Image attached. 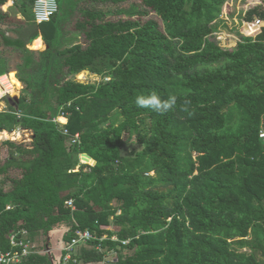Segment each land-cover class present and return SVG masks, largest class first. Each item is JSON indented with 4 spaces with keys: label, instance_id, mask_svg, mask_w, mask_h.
Segmentation results:
<instances>
[{
    "label": "trees",
    "instance_id": "obj_1",
    "mask_svg": "<svg viewBox=\"0 0 264 264\" xmlns=\"http://www.w3.org/2000/svg\"><path fill=\"white\" fill-rule=\"evenodd\" d=\"M35 1L0 0L1 24L32 28L26 39L0 29V44L21 50L34 69L32 77L17 70L27 91L0 111V131L21 127L33 137L3 143L0 250L26 229L38 251L21 264H55L49 234L64 226L66 242L77 228L94 235L68 264L99 262L108 251L117 252L115 264H264V26L224 48L214 29L233 0H58L41 24ZM249 3L239 23L264 19V4ZM100 5L117 6L121 17ZM69 34L84 43L60 49ZM40 36L47 48L35 68L27 44ZM7 61L0 50V75ZM86 70L110 80H75ZM152 92L176 95L177 107L159 114L136 106ZM185 100L194 115L180 111ZM61 109L67 124L53 120ZM133 140L142 149L125 152ZM81 153L96 163L73 171Z\"/></svg>",
    "mask_w": 264,
    "mask_h": 264
},
{
    "label": "built area",
    "instance_id": "obj_2",
    "mask_svg": "<svg viewBox=\"0 0 264 264\" xmlns=\"http://www.w3.org/2000/svg\"><path fill=\"white\" fill-rule=\"evenodd\" d=\"M234 1V0H233ZM232 1V3H233ZM58 0H36L34 4V16L35 22L37 24H41L44 22H48L51 18L58 12ZM226 14L225 16H227ZM224 15L222 17H225ZM239 23V22H238ZM264 26V19L257 18L253 22H243L239 23V27H237V32L244 36L255 35L262 30ZM223 31V30H222ZM217 32L220 35H223L224 32ZM228 36H234L236 45L241 40V37L234 34H227ZM219 39L224 38L223 36L218 37ZM220 43V42H219ZM225 44V45H224ZM224 46H229L228 43H224ZM220 45H222L220 43ZM222 45V46H223ZM18 78L17 71H14V76H12V71H8L0 75V111H8L9 110V97L19 96L22 92L21 88H16V85L13 82V79ZM75 80L83 83H104L110 80L108 76H99L95 73H92L88 70L84 72H80L76 75ZM21 82V81H20ZM13 92H16L14 95ZM4 98H7V102L5 103ZM17 114L20 116L19 112ZM64 118V120H62ZM56 122H60L62 124H67L68 117L64 110L61 109L60 113L56 118L53 119ZM65 133L68 134V130H65ZM259 137L264 143V115L261 119V127L259 131ZM14 141L18 143H29L33 140L32 132L27 129H23L21 127H17L13 131L2 130L0 131V156L4 157L5 152L3 148V143L5 141ZM79 140V133L74 135L73 141L76 142ZM94 159L91 156H88L86 153L80 154V164L73 169V171H78L80 169L81 164H86V170L90 169V166L94 165L92 163ZM65 205L71 209H75V204L72 199H68L65 202ZM106 236H103L105 238ZM94 235L90 229H80L77 228L74 232L72 239L65 244L62 248V256H63V264H68L70 261L77 263L78 260L75 257L78 252V248L86 244L89 240L93 239ZM113 240H118L117 236L112 237ZM11 249L9 250H0V264H21L23 260L32 252H36V245L31 242L29 239V233L26 229L14 231L9 236ZM124 244H127V240L123 241ZM101 247V246H100ZM93 264V263H88Z\"/></svg>",
    "mask_w": 264,
    "mask_h": 264
},
{
    "label": "rangeland",
    "instance_id": "obj_3",
    "mask_svg": "<svg viewBox=\"0 0 264 264\" xmlns=\"http://www.w3.org/2000/svg\"><path fill=\"white\" fill-rule=\"evenodd\" d=\"M250 2L249 4L252 5H256V4H260L263 3L264 4V0H234L232 4H230V7H226L224 10V16L228 13L227 16L222 17V20H220L217 25L215 26L216 28L214 29V35H215V40L216 42L220 45V43L223 45L224 43H228L229 46H222L224 48H235L236 45V40L234 39V36H228L227 34H234V35H238L239 37H241L242 35L237 32V27H239V18L241 13L240 9L245 8L246 4ZM12 3L4 6L3 8L6 9L9 5H11ZM128 3L122 4L121 6H128ZM99 8H103L105 10H112L111 14L109 15V18L111 19H117L120 18L121 16H119L116 12L115 9L117 8V6L115 5H111V6H106V5H100ZM153 16V12L150 13L148 16L146 17H150ZM0 29L3 30L6 35L8 37H12V38H16L18 36H20V34L23 32V34H25V36L23 37V39H26L28 37V35L32 32V28L30 27H19L17 25H4L0 23ZM19 30V31H18ZM223 30V31H222ZM224 32L223 36L224 38L219 39L218 36L219 34L217 32ZM22 34V35H23ZM220 42V43H219ZM77 43H84V39L82 36H79L77 34H69L67 35L66 38H64V40L62 41L61 45L59 46L60 49H65V48H69ZM232 43H234L232 45ZM45 44V43H44ZM31 43L27 44V48L33 51H37L35 54H33V64L35 66V68L37 67V64L39 63L40 60V54L38 53V51L44 50V49H34L31 46ZM0 50H3L4 52V56L7 58V65H9L10 67V71H17L19 69H21L23 72V75H25L26 77H32V74L34 72V69L31 68H27L24 66V59L25 56L22 53L21 50H16L15 48H12L11 46H4L0 44ZM58 57V78L60 79H64L66 75H68L69 73H67L64 69V65L62 63V56H57ZM6 63L5 61L2 62V66H4ZM0 69L1 66H0ZM21 70L20 73H21ZM18 72V71H17ZM84 72V71H82ZM79 74V73H78ZM36 76H39V73L35 74ZM75 78L77 74H74ZM19 78V77H18ZM22 83L23 89L22 92H26L27 88H26V83ZM21 86V87H22ZM20 87V88H21ZM21 92V93H22ZM21 93L19 94V97L21 95ZM15 95V94H14ZM5 103L7 102V98H4ZM239 114V112H236ZM238 117V115L236 114V118ZM119 118V112L116 110L110 117L111 121H116ZM145 128L147 129V127L149 126V120L146 118L145 119V124H144ZM127 136V135H126ZM29 143V141L26 142V144ZM142 149V145L137 143L136 140H133L131 142H128L125 147H124V151L125 152H131V151H135V150H141ZM4 152L5 155L4 157L7 155V148L6 146L4 147ZM92 162V161H91ZM94 163V161L92 162ZM153 173V172H152ZM151 173V174H152ZM68 228L64 227V226H60L58 228H55L54 230H52L49 234L50 236V245H51V253L54 256V262L55 264H63V262L61 261V255H62V248L65 246V244L67 243L64 239V235L65 232H67ZM45 236H40L37 238L36 240V244H37V248L38 249H42L44 247L45 244ZM86 244L81 245L78 248V251L82 248V246H84ZM97 249H101L100 245L97 246ZM241 251L244 252H250L249 248H243L241 249ZM117 252L116 251H108L105 256L104 259L102 261L99 262H95L93 264H115V262L117 261Z\"/></svg>",
    "mask_w": 264,
    "mask_h": 264
},
{
    "label": "clouds",
    "instance_id": "obj_4",
    "mask_svg": "<svg viewBox=\"0 0 264 264\" xmlns=\"http://www.w3.org/2000/svg\"><path fill=\"white\" fill-rule=\"evenodd\" d=\"M177 100L178 97L176 95H170L167 99H162L156 92H152L148 95H138L135 99V104L137 107L150 108L156 113L165 114L177 107ZM190 103V101L185 100L180 107V111L192 116L195 113L189 110Z\"/></svg>",
    "mask_w": 264,
    "mask_h": 264
},
{
    "label": "bare ground",
    "instance_id": "obj_5",
    "mask_svg": "<svg viewBox=\"0 0 264 264\" xmlns=\"http://www.w3.org/2000/svg\"><path fill=\"white\" fill-rule=\"evenodd\" d=\"M43 40L44 39L42 37H38L31 43L30 46L34 49H43L45 48V44ZM12 76H14V71H12ZM13 82L16 85V88H20L22 86V83L20 82V80L16 78L13 79ZM13 94H16V92H13ZM62 120H64V118H62Z\"/></svg>",
    "mask_w": 264,
    "mask_h": 264
},
{
    "label": "water",
    "instance_id": "obj_6",
    "mask_svg": "<svg viewBox=\"0 0 264 264\" xmlns=\"http://www.w3.org/2000/svg\"><path fill=\"white\" fill-rule=\"evenodd\" d=\"M47 48V46H46ZM19 96H14V97H9L8 101L10 102V104L14 107H17L19 104ZM88 155V154H87ZM89 156V155H88ZM94 163H96V161L94 160Z\"/></svg>",
    "mask_w": 264,
    "mask_h": 264
},
{
    "label": "crops",
    "instance_id": "obj_7",
    "mask_svg": "<svg viewBox=\"0 0 264 264\" xmlns=\"http://www.w3.org/2000/svg\"><path fill=\"white\" fill-rule=\"evenodd\" d=\"M10 3H12V2H10ZM40 37H42V36H40ZM44 49V48H43Z\"/></svg>",
    "mask_w": 264,
    "mask_h": 264
}]
</instances>
